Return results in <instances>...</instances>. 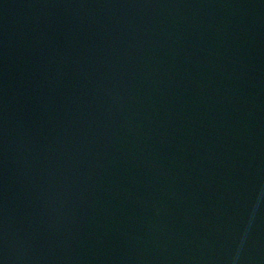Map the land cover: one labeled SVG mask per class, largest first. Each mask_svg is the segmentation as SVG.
<instances>
[{
  "label": "water",
  "instance_id": "obj_1",
  "mask_svg": "<svg viewBox=\"0 0 264 264\" xmlns=\"http://www.w3.org/2000/svg\"><path fill=\"white\" fill-rule=\"evenodd\" d=\"M0 264H264V0H0Z\"/></svg>",
  "mask_w": 264,
  "mask_h": 264
}]
</instances>
